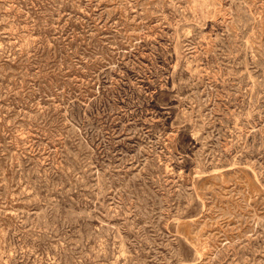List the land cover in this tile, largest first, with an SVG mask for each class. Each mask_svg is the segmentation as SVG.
<instances>
[{"label":"rangeland","instance_id":"374dc122","mask_svg":"<svg viewBox=\"0 0 264 264\" xmlns=\"http://www.w3.org/2000/svg\"><path fill=\"white\" fill-rule=\"evenodd\" d=\"M0 264H264V0H0Z\"/></svg>","mask_w":264,"mask_h":264}]
</instances>
